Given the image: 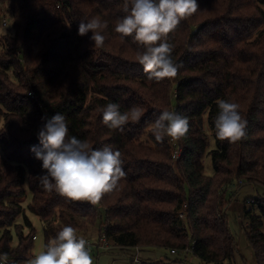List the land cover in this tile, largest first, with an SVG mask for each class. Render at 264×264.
I'll return each instance as SVG.
<instances>
[{"label": "trees", "instance_id": "trees-1", "mask_svg": "<svg viewBox=\"0 0 264 264\" xmlns=\"http://www.w3.org/2000/svg\"><path fill=\"white\" fill-rule=\"evenodd\" d=\"M1 1L14 33L4 35L0 47V254L11 264L33 257L36 232L16 201L25 196V186L31 193L27 209L42 222L44 245L65 226L81 237L98 219L94 205L66 203L33 178L42 174V162L30 152L39 145L42 117L60 113L69 136L122 153L126 177L98 203L100 237L122 249H191L204 264L233 261L237 247L223 217L225 192L234 181L264 187V0H197L198 12L169 36L172 57L182 68L175 79L159 83L148 80L137 62L139 46L131 37L121 42L114 31L125 15L123 0ZM93 17L108 23L100 49L90 32L77 34L79 22ZM218 99L237 103L247 120L246 137L235 144L215 139ZM110 102L121 112L138 106L143 115L124 132L112 131L102 124L101 112ZM164 110L188 118L189 131L180 141L166 137L157 143L151 136L149 126ZM206 155L212 175L205 173ZM250 203L258 214L250 215L246 234L256 264H264V196Z\"/></svg>", "mask_w": 264, "mask_h": 264}, {"label": "clouds", "instance_id": "clouds-1", "mask_svg": "<svg viewBox=\"0 0 264 264\" xmlns=\"http://www.w3.org/2000/svg\"><path fill=\"white\" fill-rule=\"evenodd\" d=\"M200 9L197 0H123L125 15L115 23L114 31L121 42L131 37L139 46L136 60L142 66L147 79L157 83L175 79L182 64L174 61V45L169 42L181 21L188 20ZM107 21L93 17L80 21L78 35L89 32L93 47H104ZM218 113L214 120L215 139L235 144L246 137L247 120L240 114L239 105L223 99L216 101ZM102 112V124L112 131H125L129 122H139L144 110L133 106L121 112L120 106L108 103ZM38 130V146L30 152L42 162V174L36 179L42 188L55 192L66 203L88 202L96 205L106 194L112 193L126 177L122 153L111 145L93 149L86 140L69 136L68 125L63 114L51 118L42 117ZM155 142L163 143L165 138L175 143L189 131L186 116L174 111H162L149 126ZM87 240L77 236L71 226L63 227L51 238L34 258L26 264H93L87 248ZM7 254H0V261L7 262Z\"/></svg>", "mask_w": 264, "mask_h": 264}, {"label": "rangeland", "instance_id": "rangeland-1", "mask_svg": "<svg viewBox=\"0 0 264 264\" xmlns=\"http://www.w3.org/2000/svg\"><path fill=\"white\" fill-rule=\"evenodd\" d=\"M5 5V4H4ZM4 12L8 10V7L3 6ZM14 30L0 29V47H2L3 37L7 34H13ZM1 50V48H0ZM35 54V53H34ZM173 95V93H172ZM204 132L209 142V149L214 146V141L211 136V132L207 128L206 121L204 124ZM147 138H142L146 141ZM205 166V173L207 175L213 174V167L211 158L206 155L203 159ZM264 196V187L253 186L251 184H239L238 181H234L227 191L225 192V201L228 205L223 210V217L228 225L230 233L236 243L237 253L233 261H226L223 263H210V264H256L254 258L253 248L248 240L247 232L249 230L250 215L258 214L257 207L252 200L256 197ZM18 203L25 208V213L28 219L33 224L36 232V240L34 247L31 251L32 258L38 253L44 246V236L42 230V222L40 218L32 214L27 206L31 203V193L28 187L25 186V196L16 199ZM224 207V206H223ZM93 209L98 215V219L95 224L89 226V230L81 236L89 240L94 246L89 252L93 264H204L198 257H196L191 249L183 252L171 253L168 248L159 247H144L138 248L139 263L134 261V257L137 255V250L134 248L122 249L112 246L109 250H102L98 246L100 242L99 231L101 229V223L103 222V211L98 204L94 205ZM223 208L218 210L222 211ZM219 214V213H218ZM16 223L20 226L24 225V219L19 217ZM24 234L26 235L29 230L23 226ZM264 233V227L261 229ZM17 244V239L14 237L11 245L14 247Z\"/></svg>", "mask_w": 264, "mask_h": 264}, {"label": "built area", "instance_id": "built-area-1", "mask_svg": "<svg viewBox=\"0 0 264 264\" xmlns=\"http://www.w3.org/2000/svg\"><path fill=\"white\" fill-rule=\"evenodd\" d=\"M3 6H5V5L0 0V29H6V28L10 27L11 26V23H12V16H11V14L9 13L8 10H6L4 12ZM180 152H181V147L178 146V147L174 148L173 158L174 159H178V157L180 155ZM178 215H179L180 218H184L185 217L184 209H181L178 212ZM36 238H37L36 236L33 237L34 240H36ZM99 240L101 242L99 244V246H98L100 249H102V250H109L112 247V244L109 241L106 240V238H105L104 235H102ZM87 242H88L87 248H88V250L90 252L91 251V248L94 245L89 240H87ZM171 253H175V251L174 250H171ZM134 261L136 263H139V259L137 257H134ZM0 264H5V262L1 261ZM6 264H11V262L10 261H7Z\"/></svg>", "mask_w": 264, "mask_h": 264}, {"label": "crops", "instance_id": "crops-1", "mask_svg": "<svg viewBox=\"0 0 264 264\" xmlns=\"http://www.w3.org/2000/svg\"><path fill=\"white\" fill-rule=\"evenodd\" d=\"M134 249H136L137 250V255H136V257L138 256V248H134ZM139 259V258H138Z\"/></svg>", "mask_w": 264, "mask_h": 264}]
</instances>
